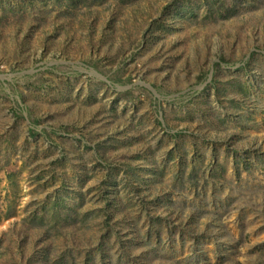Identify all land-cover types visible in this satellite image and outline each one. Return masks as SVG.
Wrapping results in <instances>:
<instances>
[{
  "label": "rangeland",
  "instance_id": "1",
  "mask_svg": "<svg viewBox=\"0 0 264 264\" xmlns=\"http://www.w3.org/2000/svg\"><path fill=\"white\" fill-rule=\"evenodd\" d=\"M0 264H264V0H0Z\"/></svg>",
  "mask_w": 264,
  "mask_h": 264
},
{
  "label": "trees",
  "instance_id": "2",
  "mask_svg": "<svg viewBox=\"0 0 264 264\" xmlns=\"http://www.w3.org/2000/svg\"><path fill=\"white\" fill-rule=\"evenodd\" d=\"M131 169V168H130ZM111 173H109L108 175H110ZM111 194V192L109 193V194H106V197H105V199H108V197H109V195ZM114 201L116 200L115 198L113 199ZM63 207H64V205H63ZM87 214H89V213H87ZM110 216H108V218H109Z\"/></svg>",
  "mask_w": 264,
  "mask_h": 264
}]
</instances>
